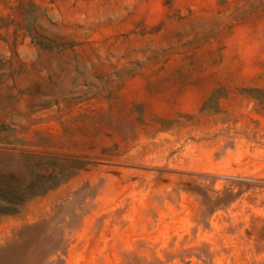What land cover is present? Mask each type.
Listing matches in <instances>:
<instances>
[{"label": "rangeland", "instance_id": "1", "mask_svg": "<svg viewBox=\"0 0 264 264\" xmlns=\"http://www.w3.org/2000/svg\"><path fill=\"white\" fill-rule=\"evenodd\" d=\"M0 147V264H264V0H0Z\"/></svg>", "mask_w": 264, "mask_h": 264}, {"label": "trees", "instance_id": "2", "mask_svg": "<svg viewBox=\"0 0 264 264\" xmlns=\"http://www.w3.org/2000/svg\"><path fill=\"white\" fill-rule=\"evenodd\" d=\"M21 158L30 171L36 167L35 175L18 174L17 163L22 165ZM83 166V160L76 157L30 155L0 147V215L19 212L28 200L60 186Z\"/></svg>", "mask_w": 264, "mask_h": 264}]
</instances>
